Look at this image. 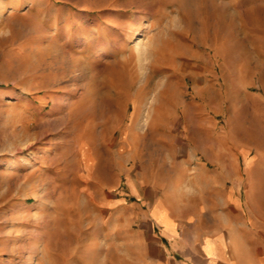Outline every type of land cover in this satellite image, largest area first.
<instances>
[{
  "label": "rangeland",
  "instance_id": "obj_1",
  "mask_svg": "<svg viewBox=\"0 0 264 264\" xmlns=\"http://www.w3.org/2000/svg\"><path fill=\"white\" fill-rule=\"evenodd\" d=\"M8 1L0 0V264H76V240L94 233L131 181L140 195L127 203L149 208L152 131L171 125L175 157H199L200 120L222 102L225 82L261 90L264 0ZM130 125L140 150L125 154L120 184L116 144Z\"/></svg>",
  "mask_w": 264,
  "mask_h": 264
},
{
  "label": "crops",
  "instance_id": "obj_2",
  "mask_svg": "<svg viewBox=\"0 0 264 264\" xmlns=\"http://www.w3.org/2000/svg\"><path fill=\"white\" fill-rule=\"evenodd\" d=\"M57 10L51 9L53 21ZM87 36L78 37L88 43ZM261 84V90L251 91L243 79L235 86L225 82L222 102L214 111H204L200 120L199 157L192 151L175 157L171 125L152 131L157 151L150 164L149 208L127 203V195H140L131 181L129 193L125 190L116 206H104L105 216L94 233L76 240L71 261L264 264V75ZM139 145L137 126L125 128L116 144V153L123 157L117 168L120 184L127 175L125 154L134 157ZM86 165L92 170L95 160L88 158ZM56 245L54 255L60 259L61 244Z\"/></svg>",
  "mask_w": 264,
  "mask_h": 264
}]
</instances>
